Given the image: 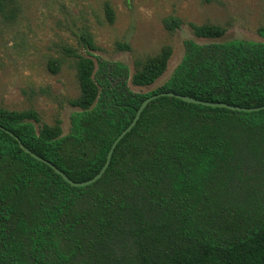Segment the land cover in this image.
Instances as JSON below:
<instances>
[{
  "label": "trees",
  "instance_id": "trees-1",
  "mask_svg": "<svg viewBox=\"0 0 264 264\" xmlns=\"http://www.w3.org/2000/svg\"><path fill=\"white\" fill-rule=\"evenodd\" d=\"M105 13L112 23L108 2ZM163 23L173 32L183 22L168 16ZM189 25L203 38L226 31L219 24ZM257 32L264 38V25ZM81 39L96 48L87 31ZM183 45L170 76L146 92L129 83L153 85L166 71L170 45L135 59L132 73L103 58L96 67L67 48L79 84V94L67 100L78 108L67 134L58 117L47 124L33 108L0 107V264H264V182L259 188L249 182L244 159V152L261 159L264 176V108L231 110L160 95L117 143L101 177L80 187L26 151L80 182L100 171L150 95L264 105V41L186 39ZM59 65L48 63L54 73ZM234 180L257 199L234 203L227 195Z\"/></svg>",
  "mask_w": 264,
  "mask_h": 264
},
{
  "label": "rangeland",
  "instance_id": "rangeland-1",
  "mask_svg": "<svg viewBox=\"0 0 264 264\" xmlns=\"http://www.w3.org/2000/svg\"><path fill=\"white\" fill-rule=\"evenodd\" d=\"M106 2L114 12L112 23L105 13ZM168 16L183 22L173 32L163 23ZM189 23L219 24L226 31L218 39L197 37ZM261 25L264 0H0V107L33 108L47 124L58 117L64 135L70 115L78 110L67 100L79 94L75 58L67 48L91 57L96 67L98 58H103L125 63L132 73L135 59L170 45L173 52L166 71L153 85L129 83L133 91L146 92L170 76L184 53V40L200 44L235 38L264 41L257 32ZM85 31L92 36L95 49L83 45ZM124 42L129 50L117 48V43ZM52 60L60 63L56 73L48 67ZM244 159L250 167L249 182L259 188L264 182L261 159L247 152ZM229 187L228 198L236 204L246 206L257 199L252 191L241 188L240 181H232Z\"/></svg>",
  "mask_w": 264,
  "mask_h": 264
},
{
  "label": "water",
  "instance_id": "water-1",
  "mask_svg": "<svg viewBox=\"0 0 264 264\" xmlns=\"http://www.w3.org/2000/svg\"><path fill=\"white\" fill-rule=\"evenodd\" d=\"M160 95H175L177 96L178 98L184 100V101H187V102H190V103H196V104H203V105H208V106H219V107H226V108H229L231 110H243V111H255V110H259V109H263L264 108V105H261V106H258V107H248V108H244V107H239V106H234V105H229V104H226V103H214V102H208V101H203V100H199V99H195V98H192V97H189V96H186V95H179V94H174V93H171V92H168V93H159V94H154V95H150L149 97L145 98L142 103L140 104V106L138 107L137 111H136V114L132 120V122L115 138V140L113 141L108 153H107V156H106V160H105V163L103 164L102 168L100 169V171L92 178L88 179V180H85V181H80V182H77V181H74L72 179H70L68 176H66L60 169H58L57 167H55L52 163H50L49 161L41 158L40 156H38L37 154L29 151L28 149H26L27 152H29L33 157H35L36 159H39V160H42L44 161L45 163L49 164L55 172H57L58 174H60L69 184H71L72 186H77V187H80V186H85V185H88V184H91L93 183L94 181H96L99 177H101V175L104 173V171L106 170V168L108 167L109 163H110V160H111V156H112V153H113V150L115 148V146L117 145V143L120 141V139L127 133L129 132L132 127L136 124L137 120L139 119L140 117V114L141 112L143 111V109L147 106V104L157 98L158 96ZM16 139H18L16 137ZM21 147L24 148L23 144L20 142V140H18Z\"/></svg>",
  "mask_w": 264,
  "mask_h": 264
}]
</instances>
